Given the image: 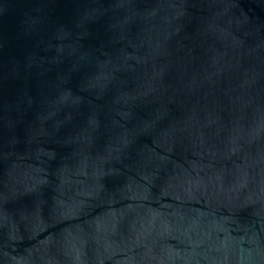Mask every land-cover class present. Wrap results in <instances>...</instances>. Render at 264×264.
Wrapping results in <instances>:
<instances>
[{
	"label": "water",
	"instance_id": "water-1",
	"mask_svg": "<svg viewBox=\"0 0 264 264\" xmlns=\"http://www.w3.org/2000/svg\"><path fill=\"white\" fill-rule=\"evenodd\" d=\"M0 264H264V0H0Z\"/></svg>",
	"mask_w": 264,
	"mask_h": 264
}]
</instances>
